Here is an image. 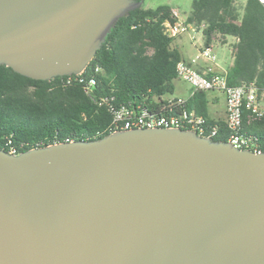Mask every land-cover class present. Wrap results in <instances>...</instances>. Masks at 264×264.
Returning <instances> with one entry per match:
<instances>
[{
	"label": "water",
	"instance_id": "95a60500",
	"mask_svg": "<svg viewBox=\"0 0 264 264\" xmlns=\"http://www.w3.org/2000/svg\"><path fill=\"white\" fill-rule=\"evenodd\" d=\"M143 0H0V64L81 72ZM0 264H264V151L132 127L0 149Z\"/></svg>",
	"mask_w": 264,
	"mask_h": 264
},
{
	"label": "trees",
	"instance_id": "16d2710c",
	"mask_svg": "<svg viewBox=\"0 0 264 264\" xmlns=\"http://www.w3.org/2000/svg\"><path fill=\"white\" fill-rule=\"evenodd\" d=\"M192 0L185 20L203 24L206 47L214 41L229 44L232 64L227 71L231 85L253 82L264 101V5L259 0ZM167 5L141 6L117 20L96 50L86 71L98 65L95 94L113 97L116 105L157 104L174 91L176 63L182 59L172 46L174 37L163 32V23L174 21ZM66 75L32 79L0 64V149L19 153L31 147L71 139H95L115 130L111 114L98 97L87 95L80 83H66ZM188 109L205 117L215 128L214 140L227 141L224 120L207 114L205 91L196 90L186 100ZM241 133L256 150L264 151V113L241 111Z\"/></svg>",
	"mask_w": 264,
	"mask_h": 264
},
{
	"label": "built area",
	"instance_id": "2783aa9c",
	"mask_svg": "<svg viewBox=\"0 0 264 264\" xmlns=\"http://www.w3.org/2000/svg\"><path fill=\"white\" fill-rule=\"evenodd\" d=\"M259 1L264 2V0ZM172 14L175 20L163 23V32L169 37H176L189 31L195 33L203 28V24L180 19L177 10L173 9ZM199 57H203L211 63L215 61V54L212 52L211 47L203 46L196 57L189 61L181 59L176 63L177 77L188 83L193 92L196 90L223 92L225 95L226 126L229 130L227 141L239 148L256 150L251 148L255 145L252 140L241 133V111L245 108L258 115L264 113V101L259 98L258 87L253 82L231 85L227 81V72L216 71L211 64L206 65L203 71H199L194 66ZM101 71L102 68L98 65L89 71H86L85 67L79 73L66 75L65 82L68 84L80 83L87 95L98 97V104L105 105L111 114L110 126L115 130L138 126H172L188 128L200 135L210 137L215 134L216 129L207 124L204 116L196 113L193 109L187 108V99L185 98L168 97L165 98L164 102L154 105L151 103H136L127 106L114 104L113 97L98 96L95 94V86L97 84V74ZM11 153L14 152L11 151Z\"/></svg>",
	"mask_w": 264,
	"mask_h": 264
},
{
	"label": "rangeland",
	"instance_id": "374dc122",
	"mask_svg": "<svg viewBox=\"0 0 264 264\" xmlns=\"http://www.w3.org/2000/svg\"><path fill=\"white\" fill-rule=\"evenodd\" d=\"M239 4L242 2L238 0ZM159 5H167L169 6L172 10H177L178 15L180 19H185L187 14L190 12L191 5H192V0H143L141 7L142 8H155ZM193 36V37H192ZM228 41H232L231 36H226ZM203 41V35L201 30L193 33L192 31L185 32L183 34H180L177 36L172 45L173 46H178L180 50L182 51V54L185 55V52L183 50V47L185 46L186 48L193 49L194 44L201 43ZM212 51L216 55V59L221 62H228V59L230 60V47L229 44H220L217 40L213 42L212 45ZM173 85H174V91L172 94H166L164 97H171V96H185L188 92L189 89V84L186 83L185 81L175 78L173 80ZM206 94L209 95H215L218 96L219 98V105H222L223 101L225 100V95L221 91L217 90H207Z\"/></svg>",
	"mask_w": 264,
	"mask_h": 264
},
{
	"label": "crops",
	"instance_id": "0c3cea01",
	"mask_svg": "<svg viewBox=\"0 0 264 264\" xmlns=\"http://www.w3.org/2000/svg\"><path fill=\"white\" fill-rule=\"evenodd\" d=\"M262 4L264 5V2ZM176 37H174V39ZM174 39H173V41H174ZM226 42L228 44H231V43L235 42V39L232 38V41H230V42L228 41V39H226ZM227 43H225V44H227ZM193 45H194V48L193 49L186 48L185 46L183 47V50L185 52V55L182 54V51L180 50V48L178 46H173V45L172 46L173 47H176L179 50V52H180L183 60L189 61L192 58L196 57L197 54H198V52H199V50L202 49V47L204 46L203 41L201 43H198V44H194L193 43ZM210 47L212 49L213 46L211 45ZM230 53H231V50H230ZM209 64H211L216 71H219V72H227L228 69H229V67H230V65L232 64V57L230 55V60L228 59V62L227 63H225V62L223 63L220 60L218 61L216 59V55H215V61L213 63H211L210 61L206 60L203 57H199L196 60L194 66L199 71H203V69L206 67V65H209ZM206 92L207 91H205V98H206V107H207V114H208V116L210 118L214 119V120H224V121H226L225 100L223 101L222 105H219V98H218V96H215V95L214 96L213 95H209L208 96L206 94ZM192 95H193V90H192L191 86L189 85L188 92H187V94L185 96H171V97H180V98L188 99ZM166 98H168V97H166Z\"/></svg>",
	"mask_w": 264,
	"mask_h": 264
}]
</instances>
